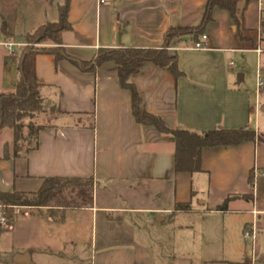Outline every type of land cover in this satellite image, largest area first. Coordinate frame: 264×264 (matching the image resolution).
I'll list each match as a JSON object with an SVG mask.
<instances>
[{"label": "crops", "instance_id": "1", "mask_svg": "<svg viewBox=\"0 0 264 264\" xmlns=\"http://www.w3.org/2000/svg\"><path fill=\"white\" fill-rule=\"evenodd\" d=\"M15 1L0 0L7 5L0 9V100L15 92L26 37L56 22L63 2L39 0L36 15L18 8L17 18ZM207 1L114 0L98 5L97 0H71L72 29L62 34L71 59L56 60L47 54L36 59L41 95L50 108L34 118L45 126L38 148L3 159L4 146L11 148L14 139L12 130L0 131V192H37L52 177H92L94 205L67 210L63 222L39 210L19 208L15 223L6 226L1 224L0 208V264H15L17 255L26 254L32 264L45 258L69 264H175L164 262L166 255L156 248L158 240L146 226L142 233L131 216L176 210L124 207L111 201L116 188L122 192L140 184L152 186L159 198L164 195L163 184L173 185L175 207L191 204L187 214L192 220L184 228L187 248L198 252L190 253L187 264H264V145L206 148L202 172L177 174L174 143L154 127L136 122L131 94L120 85L116 63L84 71L72 61L91 62L100 49H159L171 27H198ZM212 17L203 33L208 37L205 50H193V42L177 38L169 46L182 78L176 81L170 72L145 62L130 81L143 108L171 129L203 133L249 127L264 132L259 70L255 90L245 84L247 73L238 81L242 69L235 63L241 54L258 60L264 54V0L248 4L241 34L227 11L215 8ZM7 44L15 45L13 54ZM225 201L227 209L218 211ZM252 229L255 239L246 238Z\"/></svg>", "mask_w": 264, "mask_h": 264}, {"label": "trees", "instance_id": "2", "mask_svg": "<svg viewBox=\"0 0 264 264\" xmlns=\"http://www.w3.org/2000/svg\"><path fill=\"white\" fill-rule=\"evenodd\" d=\"M244 2V11L240 14L239 5ZM258 0H208L201 24L195 28L181 26L171 27L164 35L163 45L154 48H119L100 49L91 62L72 60L82 70H94L107 62L118 66V79L122 88L131 94L133 115L137 123L154 127L160 134L170 137L175 146V172L177 174H196L203 171L202 153L206 148H229L240 146L246 142L264 145V132L244 127L235 130L217 128L203 133L185 129H171L157 115L147 112L142 106L141 96L130 78L139 70V65L152 63L160 69L172 74L178 81L184 76L180 70L178 59L169 54V46L173 39L197 42L203 35L206 26L212 22L215 8L227 11L234 20L237 34L243 33L244 13L248 4ZM71 0H63L58 6V20L48 22L26 37L25 46L20 57V75L15 92L4 95L0 100V131H13L14 149L11 154L9 146H4L3 159L17 158L22 153L35 150L39 146V134L45 127L34 123V118L50 110L41 95V84L37 80L36 59L40 54L52 55L56 60L67 58L63 48L62 34L72 29L69 22ZM261 32L264 34V20ZM255 47V46H253ZM12 155V156H11ZM253 185V175L250 177ZM95 181L92 177H52L46 178L37 192H0V208L8 225L16 221L17 209L29 208L45 212L57 222H63L65 212L69 209H88L94 205ZM227 202L217 208L227 209ZM176 211L189 212L190 203H178Z\"/></svg>", "mask_w": 264, "mask_h": 264}, {"label": "rangeland", "instance_id": "3", "mask_svg": "<svg viewBox=\"0 0 264 264\" xmlns=\"http://www.w3.org/2000/svg\"><path fill=\"white\" fill-rule=\"evenodd\" d=\"M39 0H17L14 4L16 9H14V15L18 18V8L23 9L29 14L33 16L36 15V7ZM6 2H0V9L4 11L6 7ZM24 11V9H23ZM21 14V13H20ZM20 18L23 17L19 15ZM35 18V17H34ZM2 23H5L2 22ZM33 23V21H32ZM26 42V40H25ZM261 47L264 49V35H263V42L261 43ZM15 53L20 52V48H14ZM240 61H235L237 66L241 67V72L239 74L244 75L247 73V80L245 84L250 85L255 90L257 89V75L256 71L264 75V54L262 57L257 58L255 55H247L244 59L243 55L241 54L239 57ZM259 89V88H258ZM261 90V89H259ZM46 113V112H45ZM42 113L38 114L41 115ZM37 115V116H38ZM34 121V120H33ZM35 123V122H34ZM37 124V123H36ZM11 152L14 149L13 145L9 146ZM120 189V187H118ZM116 190L112 194L111 201L119 206L124 207H163V208H170L175 210V202L172 198V191L174 186L172 185H162L163 197L159 198V195H155V190L150 185H136L133 190H130L128 187L125 188V191ZM101 196L102 188L99 191ZM173 211V210H172ZM188 212H176L174 213H164V214H139L131 216V220L142 229V233L145 232L142 226H146V229L151 232L152 235L158 240V244L156 248L162 251L163 254L166 255L164 257V262L174 261L175 264H187L188 259L190 258V253L198 252V248L188 249L187 248V241H186V225L192 220V217L187 214ZM159 218H164L163 222H159ZM157 243V242H156ZM173 254V255H171ZM248 257H246L247 259ZM34 264H69L65 260L60 258H45L44 260L40 261L39 263Z\"/></svg>", "mask_w": 264, "mask_h": 264}, {"label": "built area", "instance_id": "4", "mask_svg": "<svg viewBox=\"0 0 264 264\" xmlns=\"http://www.w3.org/2000/svg\"><path fill=\"white\" fill-rule=\"evenodd\" d=\"M113 1L114 0H97V4L98 5H103V4H107V3L113 2ZM207 39H208V37L206 35H202L199 41L193 43L192 49L193 50H205L206 47H205L204 43H205V41ZM14 46H15L14 44H7V47H8V50H9L10 54H13L12 48ZM259 52L261 53L262 51L259 50ZM262 87H264V75H262L259 72V74H258V88L261 89ZM1 224L3 226L7 225V220H6V218L4 216L1 218ZM255 233L256 232H255L254 229L248 230V231H246L245 236H246V238L255 239Z\"/></svg>", "mask_w": 264, "mask_h": 264}, {"label": "water", "instance_id": "5", "mask_svg": "<svg viewBox=\"0 0 264 264\" xmlns=\"http://www.w3.org/2000/svg\"><path fill=\"white\" fill-rule=\"evenodd\" d=\"M245 4L241 3L239 5V12L240 14L244 11ZM243 78L242 74L238 77V81H241ZM15 264H32L30 260V256L28 254L26 255H17L14 260Z\"/></svg>", "mask_w": 264, "mask_h": 264}]
</instances>
